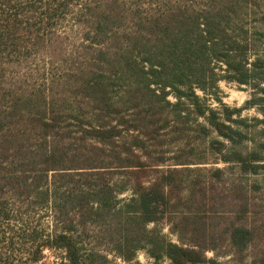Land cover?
<instances>
[{
	"label": "trees",
	"instance_id": "obj_1",
	"mask_svg": "<svg viewBox=\"0 0 264 264\" xmlns=\"http://www.w3.org/2000/svg\"><path fill=\"white\" fill-rule=\"evenodd\" d=\"M262 3L0 0V264L130 263L138 250L153 264L243 259L246 196L200 172L264 170V143L244 148L240 117L264 103V57L251 49L264 33L247 26L263 23ZM221 79L258 97L230 108Z\"/></svg>",
	"mask_w": 264,
	"mask_h": 264
},
{
	"label": "rangeland",
	"instance_id": "obj_2",
	"mask_svg": "<svg viewBox=\"0 0 264 264\" xmlns=\"http://www.w3.org/2000/svg\"><path fill=\"white\" fill-rule=\"evenodd\" d=\"M258 11H264L263 3ZM262 21L263 23L260 25L254 21L252 24L248 23L247 26H250L252 32L253 28H255L263 31L264 33V20L259 22ZM257 37L258 34L254 36V38ZM255 45V48L251 47V49H257L259 51L258 55L264 57V50L260 47L257 40H255ZM251 53L252 52H248L246 56L251 58L253 55ZM32 69L34 70V68ZM216 73L224 74V72L219 71L218 69H216ZM33 74L30 75L32 78L35 77ZM216 95L221 99L222 103L230 108L243 107L246 101L251 100L253 97H258V95L254 94V90L248 86L237 84L236 82L227 79H221L217 82ZM206 97L208 102H210L213 106L219 107V105L212 100L211 97L213 96L207 95ZM240 117L246 119V126L242 129L249 133V138L245 141L244 148L248 150L258 149V145L260 143H264V122H262L264 120V103L255 104L252 107L241 110ZM262 150V155L264 156V148H262ZM209 162L216 161L215 159L210 158ZM200 167H206V169H211V167L225 169V164L217 162L202 165ZM200 175L202 180L215 184L216 192L224 190L230 192V195L233 196L236 190L239 189L241 193L245 194L247 199L248 212L244 218V224L248 228L252 229L253 239L245 252V257L239 260L237 258H231L230 256H221L218 257V260L221 264H264V170H261L256 175L247 174L245 176H241L237 169H226L224 170L221 180L218 181L211 177L206 170H201ZM238 184H240L239 188L236 187ZM130 195V192L127 191L120 194L118 199H127ZM48 219V216H34L31 221V226L37 224L46 226L48 225ZM17 225L18 224H15L14 226L16 227ZM148 227L150 228L151 225ZM159 227L168 239L175 242V237L169 234L165 222L160 223ZM94 241L95 239L93 237V233L89 232V234L85 237L86 246L90 247L89 245H92ZM213 255V253L207 252L208 257H212ZM107 257L112 264H153L152 260L143 250H138L134 255V259L130 263L123 261L115 254L110 253ZM50 259L60 261L58 254L50 255ZM158 264H169V262L167 260H162Z\"/></svg>",
	"mask_w": 264,
	"mask_h": 264
}]
</instances>
